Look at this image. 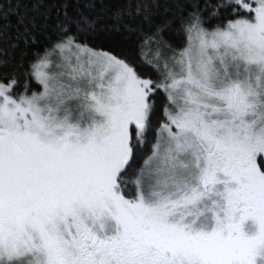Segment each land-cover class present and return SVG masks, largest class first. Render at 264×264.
<instances>
[{
	"label": "snow or ice",
	"instance_id": "obj_1",
	"mask_svg": "<svg viewBox=\"0 0 264 264\" xmlns=\"http://www.w3.org/2000/svg\"><path fill=\"white\" fill-rule=\"evenodd\" d=\"M0 264H264V0H0Z\"/></svg>",
	"mask_w": 264,
	"mask_h": 264
},
{
	"label": "trees",
	"instance_id": "obj_2",
	"mask_svg": "<svg viewBox=\"0 0 264 264\" xmlns=\"http://www.w3.org/2000/svg\"><path fill=\"white\" fill-rule=\"evenodd\" d=\"M22 2H24V0H22ZM13 19H14V17H13Z\"/></svg>",
	"mask_w": 264,
	"mask_h": 264
}]
</instances>
